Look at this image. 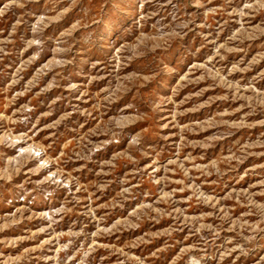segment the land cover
<instances>
[{"label": "rangeland", "instance_id": "obj_1", "mask_svg": "<svg viewBox=\"0 0 264 264\" xmlns=\"http://www.w3.org/2000/svg\"><path fill=\"white\" fill-rule=\"evenodd\" d=\"M0 264H264V0H0Z\"/></svg>", "mask_w": 264, "mask_h": 264}]
</instances>
